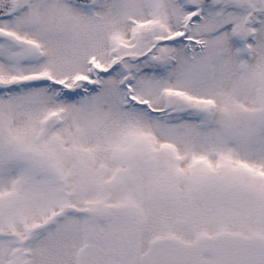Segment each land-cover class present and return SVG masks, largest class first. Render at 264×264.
Returning a JSON list of instances; mask_svg holds the SVG:
<instances>
[{
    "label": "snow or ice",
    "instance_id": "snow-or-ice-1",
    "mask_svg": "<svg viewBox=\"0 0 264 264\" xmlns=\"http://www.w3.org/2000/svg\"><path fill=\"white\" fill-rule=\"evenodd\" d=\"M0 264H264V0H0Z\"/></svg>",
    "mask_w": 264,
    "mask_h": 264
}]
</instances>
